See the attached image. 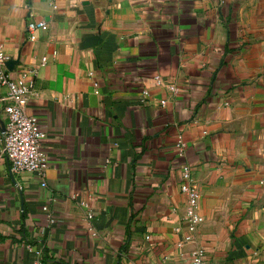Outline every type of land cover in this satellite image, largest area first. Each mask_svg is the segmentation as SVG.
<instances>
[{
	"label": "crops",
	"instance_id": "obj_1",
	"mask_svg": "<svg viewBox=\"0 0 264 264\" xmlns=\"http://www.w3.org/2000/svg\"><path fill=\"white\" fill-rule=\"evenodd\" d=\"M0 49L10 78L35 70L48 157L46 188L10 171L0 99V264L39 248L40 264H189L196 247L264 264V0H0ZM182 162L204 220L179 245Z\"/></svg>",
	"mask_w": 264,
	"mask_h": 264
},
{
	"label": "built area",
	"instance_id": "obj_2",
	"mask_svg": "<svg viewBox=\"0 0 264 264\" xmlns=\"http://www.w3.org/2000/svg\"><path fill=\"white\" fill-rule=\"evenodd\" d=\"M37 29L46 30L45 21H30L27 24L28 40L35 39L34 31ZM8 57L0 49V89L2 95L0 99L3 101L4 125L2 131V153L7 159L10 171L14 174L21 172L29 173L38 179L39 185L46 188V170L48 168V157L42 148L43 141L47 138V133L43 131L39 125L37 117L26 112V105L33 91L31 79H27L28 73H34L32 69H22L16 78H10L6 73V62ZM45 63V58L41 64ZM153 80L158 85H163V79L159 75H155ZM165 88L172 94L176 93L177 87L174 84L166 83ZM147 95V91H143ZM166 100H160V104L164 106ZM227 104V103H226ZM184 143L181 139L176 142V149L179 155L184 153ZM180 192L184 195V216L182 218V226H176L175 232L181 233L183 236L181 243L192 241L199 225L204 218L199 212V188L196 183L191 167L188 163L182 162L180 165ZM20 189L21 186L18 185ZM52 202L53 198H48ZM81 205L86 206L84 202ZM42 210L46 213L47 223L52 226L56 224V219L48 205H43ZM87 219L92 217L88 212ZM182 227L184 231H182ZM30 249L31 246L28 245ZM37 259L34 264H40L43 256L41 248L34 250ZM189 264H214L211 259L206 256L202 247H196L190 251Z\"/></svg>",
	"mask_w": 264,
	"mask_h": 264
}]
</instances>
